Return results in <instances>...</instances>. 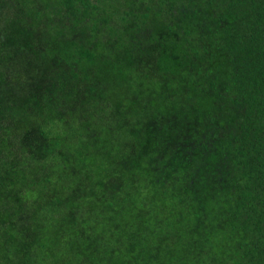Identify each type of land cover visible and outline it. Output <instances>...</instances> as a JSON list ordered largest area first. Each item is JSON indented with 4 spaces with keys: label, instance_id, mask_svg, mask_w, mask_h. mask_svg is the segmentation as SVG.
<instances>
[{
    "label": "trees",
    "instance_id": "trees-1",
    "mask_svg": "<svg viewBox=\"0 0 264 264\" xmlns=\"http://www.w3.org/2000/svg\"><path fill=\"white\" fill-rule=\"evenodd\" d=\"M0 264H264V0H0Z\"/></svg>",
    "mask_w": 264,
    "mask_h": 264
}]
</instances>
